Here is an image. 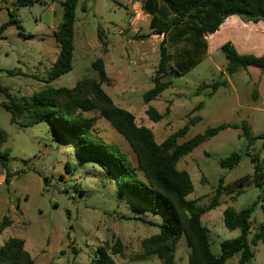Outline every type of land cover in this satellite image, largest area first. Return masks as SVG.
Segmentation results:
<instances>
[{"label":"rangeland","instance_id":"1","mask_svg":"<svg viewBox=\"0 0 264 264\" xmlns=\"http://www.w3.org/2000/svg\"><path fill=\"white\" fill-rule=\"evenodd\" d=\"M137 2V8L144 11V0ZM123 4L122 0H79L74 68L49 81V73L60 53L56 29L63 18L61 2L34 0L33 4L22 6L17 0H0V27L13 21L0 39V129L8 135L1 150H10L8 166L0 162V224L5 217L12 222L0 231V249L10 238L23 239L36 264H91L100 255L99 248L116 239L126 246L124 256H114L117 264L153 263L131 262L129 256L140 252L144 239L160 233L164 215L127 195L116 174L102 169L94 159L82 156L74 140L54 129L49 121L20 126L11 122V113L1 105L7 94L25 103L47 87L73 88L86 78L98 79L93 68L98 58L106 62L108 70L112 68L111 61L128 68L123 69L118 79L117 91L113 84L104 85V90L119 104L124 100L125 109L135 115L139 125L154 132L159 144L187 124L189 130L179 139L180 144L221 124L239 125L205 141L178 164L180 170L190 174L195 185V192L189 198L198 199L202 206L211 203L220 185L226 187L219 194L220 205L202 217L210 230L212 252L219 255L222 242L241 234L240 230L230 231L224 224L223 214L228 207L241 211L258 202L251 217L252 232L264 225V187H257L253 181L255 168L251 160V155L259 154L264 166L263 140L251 145L243 129L246 122L252 136L264 133V74L249 67L229 75L228 58L222 46L230 39L211 42L209 54L195 67L179 77L165 78L172 82L170 87L150 106L161 113L169 109V115L154 122L146 115L149 106L143 95L154 87L151 78L159 65L160 45L152 40H134L130 56L123 55L124 45L116 41L120 35L115 25L126 30L127 40L135 34L128 29L127 7ZM143 11L137 34L151 32L149 18ZM251 29L264 37V22L250 24L242 35L250 37ZM186 45L184 42L168 46L174 61ZM249 54L264 57V46ZM224 80L227 84L213 95L211 87L200 90L203 85ZM200 103L203 107L196 109ZM87 116L97 119L95 131L99 136L119 145L136 164V156L123 135L97 112ZM198 117L199 120L192 122ZM235 152L243 154L241 163L233 169L223 168L220 161ZM246 176L252 183L235 198L232 184ZM134 217H144L150 223ZM252 250L255 256L247 264H264V243L252 246ZM189 251L183 237L175 250L177 264H189ZM240 259L241 254H237L227 264H241Z\"/></svg>","mask_w":264,"mask_h":264},{"label":"trees","instance_id":"2","mask_svg":"<svg viewBox=\"0 0 264 264\" xmlns=\"http://www.w3.org/2000/svg\"><path fill=\"white\" fill-rule=\"evenodd\" d=\"M17 1L22 6L34 3V0ZM78 4L79 0L62 2V23L56 31L60 53L49 73V81L71 72L74 68ZM143 9L151 16V29L164 35L160 44L159 65L151 78L154 87L143 95L145 104L149 106L146 115L154 122H160L169 115V109L161 113L150 106L152 101L170 87L172 82L166 81L165 78L179 77L203 59L208 51L205 39L207 35L215 34L231 16H238L245 22H264V0H144ZM12 23L11 19L0 27V39ZM147 37L141 35L137 39ZM184 42L187 45L174 61V55L169 51L170 45ZM222 50L228 58L226 72L229 75L249 67L258 68L264 74V57L241 54L231 42L225 43ZM93 68L98 73V79L86 78L73 88L47 87L34 93L25 103H20L7 94V100L1 105L11 113V122L14 124L33 126L49 121L54 129L74 140L82 156L94 159L102 169L116 174L118 184L126 190L127 195L164 215L160 233L144 239L141 251L131 254L129 261L146 262L156 258L161 264H177L175 250L183 237L190 250L189 264H227L228 260L237 254H241V264L251 261L255 256L252 246L264 243V225L252 232L251 217L258 202L241 211L232 207L224 211L226 228L230 231L240 230L241 234L235 239L222 242L221 253L215 255L211 250L210 230L204 225L202 217L220 205L219 194L226 187L220 185L211 203L202 206L198 199H189L195 192V185L190 174L178 168L180 160L190 155L202 143L223 130L237 129L239 125L221 124L180 144L179 139L189 130L187 124L159 144L150 128L139 125L135 115L116 105L104 90V85L113 84L107 74L104 60L98 58L94 61ZM226 84V80L215 82L211 86H201L200 90L211 87L213 95L220 86ZM254 96H258V89ZM203 105L200 103L196 109H201ZM90 112H97L101 119L107 120L126 138L136 156V164L119 145L105 141L96 133L97 119L88 117ZM196 120H199V117L194 118L192 122ZM243 129L251 145L261 139L264 146V133L259 137L252 136L251 127L246 122H243ZM7 140V133L0 129V162L4 167L8 166L10 150L1 149ZM242 159L243 154L235 152L222 159L220 164L223 168L233 169ZM251 160L255 168L253 181L257 187L262 188L264 166L260 155H251ZM251 183L249 176L234 181L232 192L236 193L235 198L243 194ZM133 219L150 223L144 217ZM11 223V220L5 217L0 224V231L10 227ZM125 248L120 239L111 244L106 243L99 248L100 255L92 260L91 264H117L114 256H124ZM102 251L105 254H102ZM0 264H36V261L27 250L23 239L10 238L0 249Z\"/></svg>","mask_w":264,"mask_h":264},{"label":"crops","instance_id":"3","mask_svg":"<svg viewBox=\"0 0 264 264\" xmlns=\"http://www.w3.org/2000/svg\"><path fill=\"white\" fill-rule=\"evenodd\" d=\"M56 1L61 2V4H62V2L64 0H56ZM122 1L124 3L123 5H125V7H127L126 17L128 20V29H129V31L135 32V34L131 35L129 40H127L125 38L126 30L124 28L119 27L118 25H115V27L119 29L118 34L120 35L119 38L118 37L116 38V41H119L120 43H122L124 45L125 50L123 51V55L130 56V49H131L130 46L133 44L134 40H142V41L143 40L144 41L145 40H148V41L152 40V41H154V43H157L160 45L161 42L164 40V35L158 33L157 31H155L153 29H151V32L148 34H139V33L137 34V29L139 28V27L137 28V26H139L141 24L140 20L135 21V22L133 21L134 9H136L138 7L137 0H122ZM54 3L55 2H53L52 10L54 9ZM97 9H98V4L96 5V10ZM146 15L148 16L149 23H150V19H151L150 15L147 13H146ZM259 23H261V22H259ZM259 23L245 22L242 19H240L238 16L229 17L228 19L225 20V22L221 25L220 29L215 34L207 35L205 37L207 44H208L207 54H209V52H210L211 42H214L216 40L227 39V38L230 39L229 42H231L241 54L249 55V53H251L255 50H259L260 48H262L264 46V37L262 35L256 33V31L254 29L249 30L250 33L248 36H250V37H246L245 35H244L245 36L244 37L242 35V33H243L242 31L247 30L248 26L250 24H252V25L257 24L258 25ZM58 28L56 29V31L58 30ZM100 33L102 35H104L103 31ZM141 35H146L148 37L146 39H137V37L141 36ZM105 65H106V70H107V74H108L109 78L111 80H113L114 91H117L118 79H120L122 77L123 69L128 70V68L119 66L118 61H111V65H112L111 70H108L106 62H105ZM106 86L112 87L109 85H106ZM103 88H104V86H103ZM109 96L114 100L115 104L118 105L119 107L124 108V109H125V107H127V106L122 105L124 100L123 101L121 100L120 104H119L116 101V98L112 94H109ZM149 262H153L152 264H158L157 262H160V260L154 258V259H152V261L150 260V261H147L146 263H149ZM159 264H161V262Z\"/></svg>","mask_w":264,"mask_h":264},{"label":"built area","instance_id":"4","mask_svg":"<svg viewBox=\"0 0 264 264\" xmlns=\"http://www.w3.org/2000/svg\"><path fill=\"white\" fill-rule=\"evenodd\" d=\"M141 13H142V7H140L139 9L138 8L134 9V17H133L134 22L141 19L142 17ZM263 198H264V195H263Z\"/></svg>","mask_w":264,"mask_h":264}]
</instances>
